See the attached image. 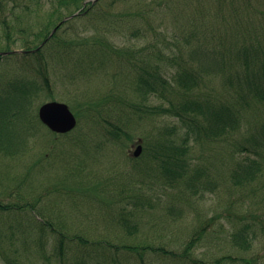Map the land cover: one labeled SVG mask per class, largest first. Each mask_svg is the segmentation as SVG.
I'll return each instance as SVG.
<instances>
[{
  "label": "rangeland",
  "instance_id": "374dc122",
  "mask_svg": "<svg viewBox=\"0 0 264 264\" xmlns=\"http://www.w3.org/2000/svg\"><path fill=\"white\" fill-rule=\"evenodd\" d=\"M59 1H23L21 9L28 5L38 11L28 16L16 10L23 18L11 29L12 50L22 49L27 41L39 43L27 25L31 21L40 27L38 16L44 22V12L60 7ZM92 4V13L65 22L60 31L64 39L43 46L39 62L31 58L30 63L22 52L0 59V95L12 96L23 107L21 117L8 114L4 135L11 134L0 139V203L12 206L0 210V264H60L52 246L54 233L46 235L43 250L37 241L38 210L65 232L105 239L111 253L103 257L107 263H136L139 254L128 247L146 246L149 264H264V176L245 187L230 180L233 159L247 154L243 145L260 137L257 128L264 123L263 102L252 101L241 85L255 77L264 86V0ZM98 36L106 39L109 53L95 51L88 58L94 68L82 76L76 42ZM10 47L0 30V49ZM146 62L168 77L180 65L194 66L205 79L203 97L233 102L240 109L239 134L192 144L196 162L208 166L211 191L180 192L177 184L158 178V167L146 164V144L152 146L160 131L173 138L177 132L171 128L183 133L184 125L142 108L169 103L158 97L145 100L136 90L139 65ZM43 69L49 87L40 74ZM172 96L177 99L178 94ZM51 100L70 106L77 118L73 130L56 133L40 122L39 108ZM111 123L129 135L114 138L108 132ZM139 138L144 149L135 157ZM128 217L136 225L131 233ZM240 225L255 231L250 248L232 240L233 228ZM197 233L199 238L188 245Z\"/></svg>",
  "mask_w": 264,
  "mask_h": 264
},
{
  "label": "trees",
  "instance_id": "16d2710c",
  "mask_svg": "<svg viewBox=\"0 0 264 264\" xmlns=\"http://www.w3.org/2000/svg\"><path fill=\"white\" fill-rule=\"evenodd\" d=\"M23 1L24 0H0V30L3 31V35L9 47L10 44L15 41L12 38L13 34L11 33V29L15 27L16 20H21L22 23L23 18L22 15L20 16L16 13V10H24L28 16H33L37 14L36 11H38L37 9L30 8L28 5H23L21 9ZM36 1L38 2V0ZM85 1L86 0H60V7L44 12V22L40 19L42 16H38L39 24H42L40 26L41 28L36 26V24L32 25L31 21H29V25L27 26L32 29V34L36 37V40L40 39V41L35 45L29 44L33 41H27L23 43V48L29 50L39 46L50 34L51 27L56 26L66 15H70L83 7ZM115 1L125 2L132 0ZM90 4L91 3L88 2L86 14L92 13L95 8V5L90 6ZM64 24L60 25L57 32L45 43L44 47L55 39L62 38L60 31L64 27ZM35 30L37 31L35 32ZM134 33L136 35L140 34V32L137 33L136 30ZM76 44L80 46L82 76L84 74L89 75V70L94 68V63L89 59L95 51L101 49L105 53H109L106 39L100 36L94 37L91 40L87 39L80 44L76 42ZM100 45L104 46L100 47ZM42 48L33 53H23V58H30V63L31 58L39 62L40 60L38 58L42 56ZM4 49L11 50V47ZM18 54L19 53H16V55ZM9 55L13 56V54ZM1 58L2 56H0V59ZM105 61H107V57L102 63L104 64ZM149 65L150 64L147 62L139 65L141 73L135 83L136 90L142 94L144 98L146 97L145 100H148L149 97H158L162 100L167 99L169 103L168 105L162 103V105L154 107L145 105L142 106V108H144L145 111L152 108L153 112H161L162 114H166V117H174L182 124L184 123V125H182L183 133H179L176 126L171 128L172 132H177V135L173 138L167 136L166 132L160 131V135L152 146L146 142L147 144L144 152H147L148 155H145L143 158L146 159V164L150 163L152 167L159 168V179L177 184V189L180 192L191 189H194L196 193L200 192L201 189H204L205 192L211 191L212 182L205 168L208 166L196 162V158L192 156L193 145L195 142L201 143L203 139L221 141L225 140L227 137L239 134L242 129V113L233 102H214L210 98L203 97L200 88L202 84H205V79L204 76L202 77L203 74L201 75L202 72L196 67L180 65L179 68L172 73L173 75L168 77L161 69L154 71L150 69ZM245 66H248V64ZM260 66L264 74V63H261ZM40 74L46 86L49 87V76L45 69H43ZM73 77L76 76L73 75ZM254 78L255 77H249L246 84L243 83L241 85L246 89V93L252 98V101L260 104L263 102L264 104V86L258 84ZM174 91L178 94L177 99H174L172 96ZM11 98L12 99L6 95H0V122H2L0 126V139H2V141L5 139L6 135L11 134L8 133L4 135L6 131L4 126L8 124V122H6L9 116L8 114L14 117H21L23 112L21 104L19 105V103H17L18 101L14 100L12 96ZM18 107L21 113L19 116L17 115ZM26 119L25 117V124L27 121ZM31 121L33 124L34 122L32 119ZM111 126L113 127L110 128ZM111 126H106V128H110L108 132L111 133L114 138H119L121 134L125 136L129 135L127 129L118 124L111 123ZM258 129H260V137L255 136L251 141V145H243L242 147L247 154L241 158L237 157L233 159L230 180L234 181L237 185L244 187L249 186L264 176V123L258 127L257 130ZM168 133L171 134L170 131H168ZM2 147L3 145H0V148ZM0 181H3L2 178H0ZM16 205L17 207L22 206L19 204ZM10 208H12V206L0 203L1 212H5ZM29 208L34 210L32 205ZM18 209L19 208L16 210ZM37 213L42 217V219L35 217L34 220L39 225V227H36L37 229H34L36 234H40L37 241L43 250L45 244L48 243L46 235L49 231L50 233H54L52 246L53 250H55L54 254L58 258L60 264H117L116 261L104 262L103 257L111 255L108 251L109 247H105L107 242L105 239L95 241L85 239L83 236L77 235V233L65 232L56 227L53 220H49L50 218L47 219L45 215L43 216L40 210H38ZM131 215L134 216V212H132ZM132 220V217L127 218L129 233H131V231H136V225ZM254 233L255 231L252 227L244 225L235 226L232 231V240L236 245L243 248H250L255 237ZM198 234L199 233L193 236L188 245L193 244L195 239L199 238ZM95 247L98 250H96ZM128 248L135 250L139 254L138 261L132 264H149L145 258L146 246L142 247L143 250H139L136 246ZM187 249H189V246Z\"/></svg>",
  "mask_w": 264,
  "mask_h": 264
},
{
  "label": "water",
  "instance_id": "95a60500",
  "mask_svg": "<svg viewBox=\"0 0 264 264\" xmlns=\"http://www.w3.org/2000/svg\"><path fill=\"white\" fill-rule=\"evenodd\" d=\"M94 1L97 0H92V2ZM56 29L57 27L53 29L51 35L56 31ZM0 54H6V52H2ZM39 117L52 130L57 132H67L73 129L77 123L76 117L70 110L69 105L65 102H59L56 100L43 104L39 109ZM141 152L142 145L138 144L137 148L134 151V155L138 156Z\"/></svg>",
  "mask_w": 264,
  "mask_h": 264
},
{
  "label": "bare ground",
  "instance_id": "6f19581e",
  "mask_svg": "<svg viewBox=\"0 0 264 264\" xmlns=\"http://www.w3.org/2000/svg\"><path fill=\"white\" fill-rule=\"evenodd\" d=\"M250 9H255V8H252L251 6H250ZM82 15V14H81Z\"/></svg>",
  "mask_w": 264,
  "mask_h": 264
}]
</instances>
